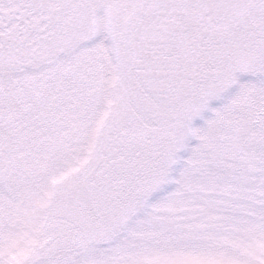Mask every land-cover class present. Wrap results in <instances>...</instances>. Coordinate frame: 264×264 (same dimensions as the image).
<instances>
[{
  "label": "snow or ice",
  "instance_id": "obj_1",
  "mask_svg": "<svg viewBox=\"0 0 264 264\" xmlns=\"http://www.w3.org/2000/svg\"><path fill=\"white\" fill-rule=\"evenodd\" d=\"M0 264H264V0H0Z\"/></svg>",
  "mask_w": 264,
  "mask_h": 264
}]
</instances>
